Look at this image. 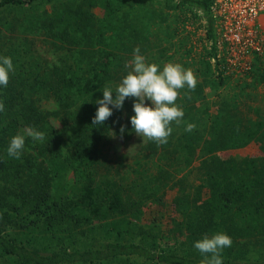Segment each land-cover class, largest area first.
I'll return each mask as SVG.
<instances>
[{
    "label": "trees",
    "instance_id": "16d2710c",
    "mask_svg": "<svg viewBox=\"0 0 264 264\" xmlns=\"http://www.w3.org/2000/svg\"><path fill=\"white\" fill-rule=\"evenodd\" d=\"M124 1L0 0V57H11L14 67L7 87L0 86V264H129L130 258L201 264L194 243L216 233L233 241L222 264H264L244 255L253 238L264 236V166L252 169L249 158L236 172L241 164L221 159L264 135L260 121L242 116L222 94L209 103L197 80L195 90L178 89L175 103L184 117L170 124L166 144L147 138L133 153L112 150L114 139L136 135L135 97L121 109L109 105L112 115L92 125L95 101L105 88L115 92L131 71L135 48L160 70L172 63L165 43L137 14L120 15ZM167 1L176 3L167 37H179L185 58L192 51L189 21H205L210 48L202 46L198 64L208 70L216 54L214 0ZM244 74L264 84V58ZM213 83L225 84L222 72ZM188 123L196 126L191 132ZM29 127L43 132L44 141L28 137ZM17 134L25 135L19 159L7 154ZM174 187L199 188L192 199L186 189L171 193ZM147 208L151 215L143 222ZM101 221L106 240L82 249L68 245L72 232L91 223L94 230ZM35 237L58 246L38 248ZM184 243L188 251L181 252Z\"/></svg>",
    "mask_w": 264,
    "mask_h": 264
},
{
    "label": "rangeland",
    "instance_id": "374dc122",
    "mask_svg": "<svg viewBox=\"0 0 264 264\" xmlns=\"http://www.w3.org/2000/svg\"><path fill=\"white\" fill-rule=\"evenodd\" d=\"M176 3L167 1V0H125L124 3L120 6V15H128L130 18L134 15H138V18L142 23H146L147 26L153 31V35L159 41L164 42L168 48V54L172 55V63L180 64L185 70L191 69L196 77V80H199L203 84L204 93L207 95V100L209 103H212L216 99L217 93L222 94L232 103H235L239 111L242 112V116L250 117L252 123L260 121L263 124L262 133H264V84L256 83L255 78L250 75H245L244 73H235L230 66L229 69L224 64L225 58H218L214 56L211 52V67L207 68L203 65L198 64V59L200 54L203 52L202 46L206 45V48H210L209 39L207 36V31L205 27V21H189L192 24L187 25L185 32H190L192 35V40H189L188 45H192L191 57L185 58L182 53V48L179 43V37L176 35L173 38H168L167 33L172 29V16L175 13ZM261 34L264 37V20L261 21ZM202 24V26H200ZM215 29L217 30L216 24ZM217 57V58H216ZM257 57H260L257 59ZM146 62L150 63L152 58L145 57ZM264 51L259 54H254L251 56V70L256 69L259 65V61H263ZM132 61V60H131ZM130 61V65H131ZM216 62L218 65H216ZM224 62V63H223ZM167 64V63H165ZM222 72V75L225 79V84L216 85L213 83L215 74ZM231 96V98H230ZM201 103L204 105V100H201ZM146 106H152L151 101L145 100ZM212 112H215V106L211 104ZM147 137L135 135L129 141H123V139H114L112 143V150L116 153L129 152L133 153L138 146L146 141ZM264 148V135H257V137L250 143V146L240 148V150L233 151H224L221 154V159H231L237 161L241 165H237L233 171L238 172L239 167L244 166L245 162L247 163L249 158L251 159V168L254 170L261 169L264 166V151L261 152L260 149ZM109 153H111L109 151ZM220 159V160H221ZM250 161V160H249ZM177 188L186 189L190 196L194 197L193 194L196 193L199 187H174L169 190L171 193L177 190ZM160 209L164 210L163 205H160L158 202L154 203ZM159 211V210H158ZM147 213L143 216L144 220H147L151 215V210L147 208L145 210ZM105 224L106 222H96L95 228L93 230V223L89 225H83L78 228L74 234L67 240L68 245L71 247L85 248L90 245H95L103 240H106L105 234ZM142 225L145 223H141ZM146 228V227H145ZM147 229V228H146ZM149 229V228H148ZM155 232V230H152ZM15 232V231H14ZM16 233V232H15ZM32 239V238H31ZM149 241V238L146 239ZM252 244H249L245 251V258L248 260L264 259V236H258L253 238ZM256 241V242H255ZM161 242V243H160ZM161 246L163 244V239H160ZM172 242V241H171ZM56 241H42L38 237H35L32 241V245L38 248L44 249H54L58 245ZM188 243H184L179 246V251L185 252L188 251ZM145 263L140 259L130 258L128 261L129 264L136 263Z\"/></svg>",
    "mask_w": 264,
    "mask_h": 264
},
{
    "label": "clouds",
    "instance_id": "9594fccd",
    "mask_svg": "<svg viewBox=\"0 0 264 264\" xmlns=\"http://www.w3.org/2000/svg\"><path fill=\"white\" fill-rule=\"evenodd\" d=\"M125 67H129L126 65ZM131 71L122 78L121 83L113 92L109 88L103 90V99L95 101L99 107L92 120V125H103L112 115V105L116 109L123 107L128 97L137 98L133 103L135 115L131 117V125L139 136L163 145L168 142L172 133L170 124L181 123L184 117L183 110L176 105L178 89L187 86L189 90H195L197 80L191 69L185 70L180 64L168 63L160 70V66L147 63L146 58L140 54V48L134 49ZM14 71L11 57H0V86L7 87L9 73ZM115 93V98H113ZM187 95V93H186ZM190 98V97H189ZM151 101L152 106H146L145 100ZM4 111V104L0 102V112ZM195 124L188 123L185 131L191 132ZM26 135L33 140L43 142L45 134L29 127ZM121 133L124 126H121ZM25 146V135L17 134L11 138L7 148L9 157L19 159ZM232 239L225 233H216L209 237L205 235L194 243L204 259L201 264H222V252L226 247L232 246Z\"/></svg>",
    "mask_w": 264,
    "mask_h": 264
},
{
    "label": "built area",
    "instance_id": "2783aa9c",
    "mask_svg": "<svg viewBox=\"0 0 264 264\" xmlns=\"http://www.w3.org/2000/svg\"><path fill=\"white\" fill-rule=\"evenodd\" d=\"M209 11L217 27L216 56L235 73L250 71L251 56L264 51V0H214Z\"/></svg>",
    "mask_w": 264,
    "mask_h": 264
},
{
    "label": "crops",
    "instance_id": "0c3cea01",
    "mask_svg": "<svg viewBox=\"0 0 264 264\" xmlns=\"http://www.w3.org/2000/svg\"><path fill=\"white\" fill-rule=\"evenodd\" d=\"M262 20H264V17H261Z\"/></svg>",
    "mask_w": 264,
    "mask_h": 264
}]
</instances>
